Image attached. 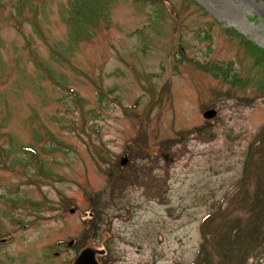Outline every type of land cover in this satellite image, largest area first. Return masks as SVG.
<instances>
[{
  "label": "rangeland",
  "instance_id": "rangeland-1",
  "mask_svg": "<svg viewBox=\"0 0 264 264\" xmlns=\"http://www.w3.org/2000/svg\"><path fill=\"white\" fill-rule=\"evenodd\" d=\"M228 28L264 49V0H0V264H239L237 228L264 264V65Z\"/></svg>",
  "mask_w": 264,
  "mask_h": 264
},
{
  "label": "trees",
  "instance_id": "trees-1",
  "mask_svg": "<svg viewBox=\"0 0 264 264\" xmlns=\"http://www.w3.org/2000/svg\"><path fill=\"white\" fill-rule=\"evenodd\" d=\"M227 32H230L231 34H233V35H237L238 37H240L241 39H242V36L239 34V33H237L236 31H234L233 29H231V28H228L227 29ZM243 41V44H244V46L247 48V50H248V52H249V54L252 56V57H254V59H256V60H258L259 61V63L260 64H263L264 65V63H262V59L264 58V49L263 48H259L257 45H255L254 43H252L251 41H249V40H246V39H242ZM263 57V58H262ZM259 136V135H258ZM160 143H162V142H160ZM29 149H27L26 151H28ZM254 150V151H253ZM260 150H262L261 148H259V152H260ZM255 152L256 151V148H254V145L251 147V149L248 151V156H249V154L251 153V152ZM261 153H263L262 151H261ZM34 154H36L34 151H33V153H32V155H34ZM248 158L249 157H247V160H246V162H245V165H246V168H247V164H248ZM263 158H264V155H263ZM263 161V160H262ZM128 163V162H127ZM127 163H125V164H127ZM264 164V161L262 162V165ZM260 165V164H259ZM128 167H129V165H127ZM244 179V178H243ZM240 182H241V180H240ZM220 204V203H219ZM221 206V205H220ZM220 206H218L217 208L218 209H216V210H214V211H217V212H219V210L221 209L220 208ZM235 226H237V225H235ZM237 230H238V228H237ZM237 230H230V232H229V235H228V239H229V243H235V244H237V250H238V252H239V254H240V259H239V264H243V262H244V264H245V262L247 261V254L248 253H250V252H254V253H256V251H255V249L256 248H254L253 247V245H255V243H251V245H248V246H245V247H243V248H241V246L242 245H240L241 244V241H239V237H238V240H237ZM204 234H207V233H204ZM207 236V235H206ZM236 240H237V242H236ZM253 241V240H252ZM78 247V246H77ZM238 252H237V254H238ZM228 259V258H227ZM196 262H197V260L196 261H194L192 264H196ZM225 262V264H226V261H224Z\"/></svg>",
  "mask_w": 264,
  "mask_h": 264
},
{
  "label": "water",
  "instance_id": "water-1",
  "mask_svg": "<svg viewBox=\"0 0 264 264\" xmlns=\"http://www.w3.org/2000/svg\"><path fill=\"white\" fill-rule=\"evenodd\" d=\"M214 115V111L209 110L204 113V116L211 117ZM76 264H97L93 251L86 249L84 250L77 259Z\"/></svg>",
  "mask_w": 264,
  "mask_h": 264
}]
</instances>
